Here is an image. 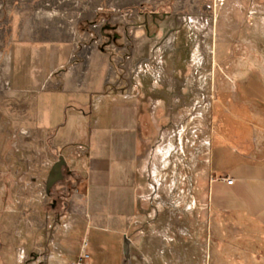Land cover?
<instances>
[{"label": "crops", "instance_id": "0c3cea01", "mask_svg": "<svg viewBox=\"0 0 264 264\" xmlns=\"http://www.w3.org/2000/svg\"><path fill=\"white\" fill-rule=\"evenodd\" d=\"M218 1L216 34L225 32L227 39L239 40L242 65L264 64V0H226L225 13ZM251 46L258 49L259 55L250 52ZM58 52V46L35 47L33 55L4 63L5 70L0 72V128L3 135L18 132L16 143L22 145V150L23 144L42 143L50 144L51 155L66 152L74 145L82 151L87 148V176L78 184L73 204L77 208L87 202L91 219L86 227L83 211L70 217L61 244L52 235L50 241L48 232H43L40 215L32 221L26 212L18 213L14 223L18 227L30 225L29 237L12 231L11 169L6 163L12 152L5 148L11 138L1 139L0 264H72L85 243L91 264L92 255L99 254L102 258H96L94 264L186 263L181 252L186 246L187 234L181 231V225L186 230L182 221L185 216L180 211L186 205L180 199L145 198L155 191L180 192L179 186L139 183V159L154 143L155 129L164 127L165 118L169 120L165 116L171 107L168 75H135L132 67L118 74L109 56L64 57ZM247 72L232 75L224 159L227 179L234 183L223 184L229 194L227 213L242 217L244 239L258 240L259 264H264V71L254 78L250 73L246 83ZM240 78L244 81L241 94L234 86ZM182 86L178 84L179 90ZM177 107H181V100ZM182 137L180 130V142ZM171 141L170 134L165 133L164 144L171 145ZM38 155H42V149ZM27 202H19V207L26 208ZM171 209L178 216H172ZM91 224L97 225L105 241L99 249L90 237ZM41 233L46 234L45 239L39 236ZM28 239L34 243L31 245ZM91 244L92 255L88 251ZM126 244L129 258L125 257ZM51 245L55 248L49 249ZM55 251L60 258L69 257V261L51 262Z\"/></svg>", "mask_w": 264, "mask_h": 264}, {"label": "rangeland", "instance_id": "374dc122", "mask_svg": "<svg viewBox=\"0 0 264 264\" xmlns=\"http://www.w3.org/2000/svg\"><path fill=\"white\" fill-rule=\"evenodd\" d=\"M216 1L0 0V72L5 70V62L33 55L35 47L58 46V55L64 57L109 56L118 74L132 67L135 75H168L172 85L171 107L165 116L169 120L165 118L164 127L155 129L154 143L139 159V183L175 184L181 191H155L145 198L180 199L186 205L180 209L186 228L181 225V231L187 234L186 246L181 250L185 254L184 264H259L258 240L244 239L242 217L226 211L229 194L224 157L232 75L249 71L245 79L248 83L250 73L254 78L264 71V64L242 65L239 40L227 39L225 32L216 34ZM217 3L225 13L226 0ZM249 50L259 55L258 49L251 46ZM243 82L242 78L234 82L240 94ZM179 83L185 92L181 87L179 90ZM2 88L0 81V91ZM2 130L1 127L0 140L11 138V143L5 144L12 152L11 159L6 161L11 169V230L29 237L30 225L18 227L14 223L24 212L32 221L40 215L43 232H48L50 241L52 236L58 239L59 244L63 242L68 220L80 215L79 211H83L88 227L92 213L87 202L77 208L73 204L76 188L87 176V148L82 151L74 145L66 152L51 155L50 144L42 143L23 144L22 150V145L16 143L18 132L3 135ZM180 130L182 142L177 138ZM165 133L170 134L171 145L164 144ZM41 149L42 155H38ZM168 151L171 156L164 162ZM62 157L66 161L64 179L48 195L47 179ZM25 201L26 208L19 207V202ZM171 211L172 216H178L174 209ZM90 226V237L99 249L105 242L100 237L102 232L97 225ZM39 236L45 239L46 234ZM28 243L34 241L28 239ZM52 248L55 246L49 247ZM88 251L92 255V244ZM52 258L51 262L69 261V257L60 258L56 251ZM96 258L101 259L102 254L92 255V264Z\"/></svg>", "mask_w": 264, "mask_h": 264}, {"label": "water", "instance_id": "95a60500", "mask_svg": "<svg viewBox=\"0 0 264 264\" xmlns=\"http://www.w3.org/2000/svg\"><path fill=\"white\" fill-rule=\"evenodd\" d=\"M66 166V161L64 158H60L59 162H57L53 168L51 169L50 175L47 179L46 183V192L49 195L51 189L60 181L64 179V174H63V168ZM125 257L129 258V249H128V244H126L125 247Z\"/></svg>", "mask_w": 264, "mask_h": 264}, {"label": "built area", "instance_id": "2783aa9c", "mask_svg": "<svg viewBox=\"0 0 264 264\" xmlns=\"http://www.w3.org/2000/svg\"><path fill=\"white\" fill-rule=\"evenodd\" d=\"M225 183L229 186H232L234 181L232 179H226ZM72 264H91V257L87 253L86 243L82 246L81 254L77 257V259Z\"/></svg>", "mask_w": 264, "mask_h": 264}]
</instances>
